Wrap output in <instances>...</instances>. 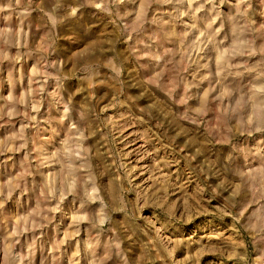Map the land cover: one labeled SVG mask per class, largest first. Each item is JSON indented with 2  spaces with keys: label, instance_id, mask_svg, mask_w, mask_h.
I'll return each mask as SVG.
<instances>
[{
  "label": "clouds",
  "instance_id": "obj_1",
  "mask_svg": "<svg viewBox=\"0 0 264 264\" xmlns=\"http://www.w3.org/2000/svg\"><path fill=\"white\" fill-rule=\"evenodd\" d=\"M113 108L184 162L179 180L162 158L152 191L137 186ZM17 121L0 139V166L18 169L0 210L17 192L35 210L0 239V264H32L49 225L52 264H170V235L201 218L230 230L209 249L219 264H264V0H0V128Z\"/></svg>",
  "mask_w": 264,
  "mask_h": 264
},
{
  "label": "rangeland",
  "instance_id": "obj_2",
  "mask_svg": "<svg viewBox=\"0 0 264 264\" xmlns=\"http://www.w3.org/2000/svg\"><path fill=\"white\" fill-rule=\"evenodd\" d=\"M151 14V13H150ZM95 28L101 35L104 33H113L115 28L113 25L107 23L102 18H98L94 21ZM132 71V69H129ZM105 107L108 106V101H105ZM109 114L117 116L121 120L123 125L121 135L118 138V147L128 154L129 166L135 171L133 175L136 177L137 186L142 187L146 193H150L154 187L152 180L153 176L148 169H152L154 163L158 164L162 158L169 160L176 159L177 164L170 167L163 168L161 171L162 176H171L173 183L179 180V177L175 175L180 171L183 166V161H180L178 157H174L170 149H165L155 138L146 143L148 136L153 135V131L150 130L149 125H140L135 122V116L133 113H123L118 115L117 111L113 108L109 110ZM20 127L19 122H16L15 129L11 125H5L0 128V139H4L12 131L18 130ZM31 132V130H30ZM145 133V136L141 137L139 134ZM31 142L29 147L31 148ZM103 151L99 143L93 146V152L99 154ZM23 153H18L13 156L11 152L7 153L11 159L8 164L11 165L13 160L22 157ZM5 159V157H0ZM16 170L9 171L5 166H0V183L7 182L13 179L16 175ZM184 186V181L180 182V187ZM19 193H14L11 200L5 202L4 207L0 210V239L5 238L11 231L15 230V222L19 221L21 216H27L29 212L35 210V202L30 199L31 193H27L24 196L25 204L22 207H18L15 203ZM179 192H170V199H177ZM206 207H219L214 202L205 205ZM56 220H63L62 230L68 231L70 221L64 219L57 213ZM56 221L54 220L53 223ZM229 231H226L222 224L215 226L214 228L205 227V221L201 219H194L191 225L185 227L181 232L170 235V239L178 240L180 243L172 247V260L170 264H219L216 255L210 252L209 249L223 248L224 240L223 235H228ZM40 240L37 242V250L33 257L32 264H52V257L49 253V248L55 241L52 225H49L39 232ZM31 237V233H26L24 237L20 238V243L15 246V251H26V241ZM86 238V233L82 230L80 232L79 239ZM11 243V241H9ZM245 243V241H241ZM69 248L74 250V242L66 246L65 252ZM243 251V249H241ZM249 252L251 248L249 247ZM143 255L142 253L140 254ZM3 253H0V262H2ZM25 264H28L26 261ZM60 264H68L67 256H62ZM81 264H85L84 260H81ZM143 264V261L141 262ZM224 264H233L231 261H224Z\"/></svg>",
  "mask_w": 264,
  "mask_h": 264
}]
</instances>
